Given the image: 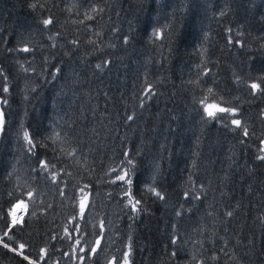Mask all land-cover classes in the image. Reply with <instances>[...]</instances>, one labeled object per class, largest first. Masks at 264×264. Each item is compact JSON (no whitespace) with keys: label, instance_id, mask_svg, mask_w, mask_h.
<instances>
[{"label":"trees","instance_id":"16d2710c","mask_svg":"<svg viewBox=\"0 0 264 264\" xmlns=\"http://www.w3.org/2000/svg\"><path fill=\"white\" fill-rule=\"evenodd\" d=\"M252 83L264 0H0V264H264Z\"/></svg>","mask_w":264,"mask_h":264},{"label":"snow or ice","instance_id":"6c2138e0","mask_svg":"<svg viewBox=\"0 0 264 264\" xmlns=\"http://www.w3.org/2000/svg\"><path fill=\"white\" fill-rule=\"evenodd\" d=\"M52 21L51 19H48V20H44L43 23L45 25H48L50 24ZM154 35H158V33H154ZM24 51H28V48H24L23 49ZM99 67V66H98ZM251 89H260V85L257 84V83H252L250 85ZM5 92L8 91V89L5 87L3 89ZM261 91H264V89H260ZM150 91V89L148 90ZM209 93L211 94L212 90L209 89L208 90ZM146 95L148 94L147 91L145 93ZM209 97H204L200 103L203 105V110L204 112L207 114L208 117H213L215 118L217 113H229V114H234L235 113V109L234 108H226V107H221L217 102H215V100H213L212 103H208ZM5 103L7 102L6 100L4 101ZM129 120L132 119L131 116L128 117ZM4 121H3V113L0 112V130H2V125H3ZM231 123L236 125V126H240L241 125V121L239 119H232L231 120ZM244 134L247 135L248 132H247V128H244ZM23 138L24 140L28 143L29 145V152H33V149L36 147L35 143L33 142L32 138L30 137L29 133L27 131H24L23 133ZM264 151V150H262ZM34 154V152H33ZM258 159H261V160H264V156H259ZM40 164L42 166L43 169H47L48 168V162L47 161H40ZM128 164H132V161L131 160H128ZM130 171V169L128 170H124L123 171V174L121 175H117L116 179L117 180H120V181H125V183H127L128 185H131L132 184V179L131 177H129L128 175V172ZM53 179H55V177H53ZM150 191L154 192L157 196H159L161 199H163V196L160 195V193L158 192H155V189H150ZM125 195L129 196V201L128 203L131 205L132 209L133 210H136V206L137 204H139V201H135L133 202V199L131 197V192L130 190L129 191H126L125 192ZM29 196H31V193H29ZM198 198V197H197ZM21 205H23L24 208L27 207V205H25L23 203V201H20V203L16 206V207H20ZM83 207V206H82ZM227 215H231V213H227ZM17 222V218L16 216L13 214V218H12V223L15 224ZM8 233H5V236H7ZM3 241L0 240V243H2ZM175 242V241H174ZM78 243V242H77ZM97 243H99V241H97ZM4 247H8V244H4ZM19 248L20 249H23L24 248V245L23 244H20L19 245ZM13 251H16V249H13ZM81 251H83V249H81ZM91 251L94 253L96 251L95 248L91 249ZM24 259H28L27 256L24 257ZM115 259V258H114ZM29 264H31V261L29 262ZM123 264H129V260H128V253H124L123 254Z\"/></svg>","mask_w":264,"mask_h":264},{"label":"water","instance_id":"95a60500","mask_svg":"<svg viewBox=\"0 0 264 264\" xmlns=\"http://www.w3.org/2000/svg\"><path fill=\"white\" fill-rule=\"evenodd\" d=\"M22 211L18 207H14L13 214L16 216L17 221H19L20 217L22 216Z\"/></svg>","mask_w":264,"mask_h":264},{"label":"rangeland","instance_id":"374dc122","mask_svg":"<svg viewBox=\"0 0 264 264\" xmlns=\"http://www.w3.org/2000/svg\"><path fill=\"white\" fill-rule=\"evenodd\" d=\"M0 112L3 113V110H2V101L1 100H0ZM3 121H4V114H3ZM3 125H4V123H3ZM3 125H2V128H3ZM1 132H2V130H0V134H1ZM21 206H23V205H21ZM24 211H25V208L23 210V213H24ZM121 264H123V261L121 262Z\"/></svg>","mask_w":264,"mask_h":264},{"label":"bare ground","instance_id":"6f19581e","mask_svg":"<svg viewBox=\"0 0 264 264\" xmlns=\"http://www.w3.org/2000/svg\"><path fill=\"white\" fill-rule=\"evenodd\" d=\"M21 211H23L24 210V207L23 206H20V207H18Z\"/></svg>","mask_w":264,"mask_h":264}]
</instances>
